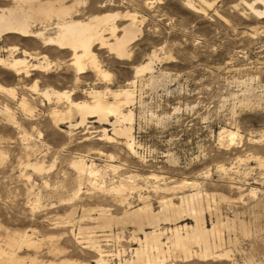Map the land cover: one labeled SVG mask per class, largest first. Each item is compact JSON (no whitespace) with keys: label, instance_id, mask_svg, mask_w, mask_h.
<instances>
[{"label":"rangeland","instance_id":"374dc122","mask_svg":"<svg viewBox=\"0 0 264 264\" xmlns=\"http://www.w3.org/2000/svg\"><path fill=\"white\" fill-rule=\"evenodd\" d=\"M83 1L76 19L117 14L118 36L132 20L139 28L128 57L95 48L106 79L96 70L77 75L70 54L44 49L38 40L0 39V58L24 59L26 51L50 64L23 80L0 66V264L13 254L22 264L136 262V240L144 235L126 224L128 216L145 205L157 215L164 201L179 206L196 194L207 229L225 225L222 247L210 258L199 247L192 259L170 250L163 264H264V14L257 17L239 0H193L196 10L185 0ZM149 61L152 69L136 77ZM36 86L88 103L93 91L130 90L134 102L124 111L133 112L136 154L122 140L98 141L92 133L111 127L95 120L70 128L79 115H67L70 105L54 96L48 104ZM23 100L32 113L22 111ZM54 110L62 115H50ZM228 131L235 134L232 144ZM79 158L99 175L76 172ZM122 183V195L111 192ZM184 225L194 222L178 226ZM26 234L33 245H9Z\"/></svg>","mask_w":264,"mask_h":264},{"label":"bare ground","instance_id":"6f19581e","mask_svg":"<svg viewBox=\"0 0 264 264\" xmlns=\"http://www.w3.org/2000/svg\"><path fill=\"white\" fill-rule=\"evenodd\" d=\"M69 1L73 3L68 4ZM185 1L189 9L196 10L193 0ZM239 1L243 2L251 13L257 17L260 18L264 14V11L259 9L260 7L264 8V0H254L252 2H245V0ZM0 4L2 5L0 7V39H3L5 36H15L27 40L34 39L40 41L44 49L54 48L62 54H70L69 64L79 76L91 70H96L100 76L106 79L108 74L101 70L94 52L95 48L98 47L100 51H108L116 59H123L129 56V46L139 32V28L137 29L138 26L136 27L132 20L126 27H122L123 34L118 36L116 34L118 27L115 25V20L118 17L117 14L97 16L89 21L76 19L80 14L78 7L84 5L83 0H0ZM199 10L202 11V9ZM105 32H107V36ZM10 50L12 54L19 51L16 47ZM22 53L25 57L24 59H14L12 57L8 59L0 58V66H7L19 80L31 78L35 73L38 74L49 70L50 64L46 56L38 58L26 51ZM31 60H37L38 62L33 64ZM150 69H152L151 61L137 69L136 77L140 73ZM134 83L133 81L132 84ZM34 90L48 104H50L49 102L52 96H54L58 101L64 100L70 105L67 115L75 111L80 117V122L75 125H70V128L77 129L85 127L87 124H90L89 120H95V124L111 127V129L101 128L99 131L92 133L100 134L98 141L112 143L115 139L122 140V144H124L127 150L131 154H136V143L133 138L134 134L132 135V125L134 122L133 112L132 110L127 113L124 111L125 108L130 107L134 102V96L130 90L124 89L113 92L107 89L105 93L93 91L89 93L92 99L91 103L83 101L74 102L70 98L71 94L69 93L39 92L37 86ZM110 98L112 101L109 100ZM20 108L28 114L33 111L25 100L20 104ZM5 111L7 113L10 112L8 108ZM50 115L59 117L62 113L54 110ZM9 117L10 120H13L12 115H9ZM61 124L63 123L61 122ZM223 134L229 137V144L234 142V133L228 131ZM27 167L38 173L44 170V166L38 164H29ZM72 167L82 177L89 176L93 178L100 173L94 165L89 166L83 158L74 161ZM110 168L116 170L113 166H110ZM125 189L122 183L120 186L113 187L111 192L122 195ZM199 195L196 194L186 198L182 197L179 206H176L171 199L164 201V203L162 202L164 204L162 210L157 215L149 214L148 205L130 214L125 220L126 224L130 223L135 225L137 231L143 233L144 238L143 240H136L139 245V248L134 251L136 262L129 263L125 261L120 264H163L164 260L170 254V250L181 254L184 259H192L195 254L198 255L193 251L194 247L200 248L202 258L214 257L219 248L222 247V232L225 229V225L217 224L212 226L211 230L207 229L204 214L199 209L197 211V207L195 208L194 206V202L198 200ZM146 211L147 213H145ZM100 216L102 218L105 217L104 221H107L106 211H101ZM186 220H192L194 225L178 226ZM163 224L176 227L167 230L159 229ZM148 227L153 229L151 233L145 232V229ZM164 239H166L165 243L163 242ZM9 245L19 249L22 245H33V241L26 234L25 236H21L19 240H11ZM91 247L95 248L93 246ZM97 250L101 257L98 260L104 263L103 252L99 248ZM4 262L5 264H22V262L16 261L15 254L6 257ZM58 264L72 263L60 262Z\"/></svg>","mask_w":264,"mask_h":264}]
</instances>
